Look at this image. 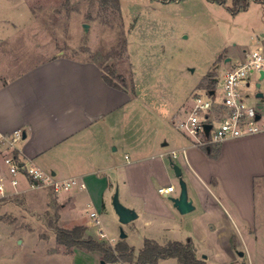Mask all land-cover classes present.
Returning a JSON list of instances; mask_svg holds the SVG:
<instances>
[{
  "label": "rangeland",
  "instance_id": "374dc122",
  "mask_svg": "<svg viewBox=\"0 0 264 264\" xmlns=\"http://www.w3.org/2000/svg\"><path fill=\"white\" fill-rule=\"evenodd\" d=\"M232 6L233 0H120L118 10L103 0H0V83L54 55L90 59L107 73L115 70L122 74L127 87L137 83L141 100L151 107V121L155 118L149 136L165 137L169 148L180 139L192 142L194 138L179 128V122L188 116L194 93L206 95L205 90L215 86L211 78L220 77L222 70L233 64L228 58L239 56L243 49L264 51V2L251 0L247 9L237 13L230 11ZM256 77L253 73L252 79ZM261 89L264 91V79ZM217 91L221 99L219 86ZM246 92L248 104L255 106L259 98L254 85ZM8 147L0 143V174L6 188L9 192L28 188L24 178L16 187L10 182L5 164V157L11 153ZM219 150L221 161L216 164L226 171L232 168L228 170L231 173L226 172L225 184L232 189L240 186V192L246 193L244 198L246 189L254 193L253 222L237 218L236 225H241L246 236L257 235L250 244L251 255H245L246 264H264V172L250 176L247 171L249 165L255 166L253 149L245 148L237 158L242 149L233 142ZM176 185L180 192L179 178ZM65 194L35 188L9 193L5 199L0 196V224L11 233L0 230V264H101L98 252L75 249L68 255L57 243L49 217L62 227L91 220L90 208L82 198L61 219L62 209L58 207ZM119 198L124 201L122 194ZM100 217L109 236L119 239L123 229L136 246V254L139 252L142 235H149L141 228L137 230L139 221L121 223L112 202L101 210ZM235 234L240 241L241 232L235 229ZM15 235H30L35 243L26 239L18 244ZM192 237L194 245L199 242ZM221 241L228 246L229 240ZM241 251L235 257H242Z\"/></svg>",
  "mask_w": 264,
  "mask_h": 264
},
{
  "label": "crops",
  "instance_id": "0c3cea01",
  "mask_svg": "<svg viewBox=\"0 0 264 264\" xmlns=\"http://www.w3.org/2000/svg\"><path fill=\"white\" fill-rule=\"evenodd\" d=\"M245 51L248 50L243 49L230 60L243 57ZM150 108L141 100L135 81L133 88L113 86L105 80L103 68L96 61L66 54L54 55L0 83V133L21 129L26 134L17 143L18 157L58 178L78 177L86 183V189L76 188L64 195L61 219L67 209L76 206L79 198L87 207L90 201L101 213L111 205L119 188V195L124 198L122 203L138 213L135 221H139V228L138 224L133 228L149 234L142 235L140 249L145 238L163 244L168 240H194V235L199 240L195 241L197 256L208 264H246L245 255H251L250 244L257 240V235L246 236L241 225L236 224L237 218L253 222L254 193L250 194L248 188L244 198L246 193L240 192V186L232 189L225 184L226 172L231 173L228 170L232 168L226 171L218 166L221 155L211 157L210 146L200 147L193 141L180 139L169 148L165 137L149 136L155 120L153 116L151 121ZM232 142L242 149L236 158L246 152L245 148L254 150L255 166L251 164L247 169L250 176L264 172V134L229 138L213 147ZM182 148L187 149V156L180 154L179 160L172 159L171 150ZM172 162L181 167L188 196L195 206L187 213H180L172 201L180 193L176 185L178 178L171 170ZM24 181L28 188L9 193L32 189L25 178ZM168 185H174L175 190L169 194L158 192L160 186ZM82 224L97 236L92 220ZM235 229L241 232L240 241ZM0 230L4 234L10 231L2 224ZM252 230L255 231H249ZM14 238L16 243L24 244L26 239L33 242L34 237L15 235ZM221 238L229 240L228 246L222 244ZM124 239L133 245L129 233ZM239 250H243V256L235 257ZM73 252L64 251L68 255ZM156 264L181 263L169 257Z\"/></svg>",
  "mask_w": 264,
  "mask_h": 264
},
{
  "label": "built area",
  "instance_id": "2783aa9c",
  "mask_svg": "<svg viewBox=\"0 0 264 264\" xmlns=\"http://www.w3.org/2000/svg\"><path fill=\"white\" fill-rule=\"evenodd\" d=\"M253 73L257 77L252 79ZM264 79V51L253 49L245 51V55L235 59L230 67L217 78L215 86L206 89V95L194 93L192 104L186 119L179 122V128L194 138L193 143L200 147L216 145L229 138L264 134V91L261 81ZM260 84L258 87L257 85ZM254 85L255 94L261 91L263 97L255 106L247 102L249 92ZM217 86L220 87L222 98L218 99ZM261 105V107H260ZM209 125V130L206 129ZM21 129L12 133H0V143L7 144L11 153L5 157L8 175L12 186L21 184L25 178L30 188H49L57 194L70 192L76 188L86 189V183L78 177L58 178L33 163L26 164L14 155L17 143L23 138ZM180 154L187 156V149H173L172 159H178ZM175 190L174 185L160 186V194H169ZM2 175L0 174V196L8 195ZM89 216L92 224L97 228V235L107 242L114 244L118 239L109 236L102 227V220L98 210L88 202ZM118 264V263H116Z\"/></svg>",
  "mask_w": 264,
  "mask_h": 264
},
{
  "label": "trees",
  "instance_id": "16d2710c",
  "mask_svg": "<svg viewBox=\"0 0 264 264\" xmlns=\"http://www.w3.org/2000/svg\"><path fill=\"white\" fill-rule=\"evenodd\" d=\"M103 1L104 3H111L116 9L120 10V0ZM217 1L225 3V0ZM250 2L251 0H233V6L230 8V11L232 13H237L240 10H245L249 7ZM113 76L120 79L123 84L115 81ZM103 77L113 86H126L125 77L120 73H116L115 70H111L109 73L103 70ZM216 80V77L211 78L210 82L212 85L216 83ZM210 147L209 154L215 157L218 156L220 148L213 147V145ZM14 155L18 157V152L15 151ZM2 198L5 199L4 196H2ZM58 208H62V205L59 204ZM56 216L58 217V213ZM48 224L55 233L57 243L64 246L66 251L70 252L75 249H83L89 252H98L101 255V259L105 260L106 263L156 264L160 259L174 257L177 258L181 264H208L205 259L197 256L192 239L187 241L168 240L162 244L155 239L145 238L142 248L136 254L135 247L130 245L126 239H118L114 244L106 240H99L88 232V227L86 225L77 224L71 228H66L55 224L53 217H49Z\"/></svg>",
  "mask_w": 264,
  "mask_h": 264
},
{
  "label": "water",
  "instance_id": "95a60500",
  "mask_svg": "<svg viewBox=\"0 0 264 264\" xmlns=\"http://www.w3.org/2000/svg\"><path fill=\"white\" fill-rule=\"evenodd\" d=\"M88 26L86 25V28ZM231 58H228V60H230ZM258 87L260 86V84L257 85ZM257 97H263V93L261 91H259L257 93ZM261 107V105H260ZM210 126L206 125V129L209 130ZM25 133L23 135V138L25 137ZM172 167L175 171V175L179 178V182H180V186H181V190L178 196L173 197L172 201L174 202V206L179 210L180 213H187L190 212L191 210H193L195 208L194 204H193V200L192 198H190L188 196V192H187V184L185 182V180L182 177V170L181 167L172 162ZM112 204L115 208L116 213L119 216V221L123 224L129 223L131 221H133L134 219H136L138 217V213L134 208H131L129 206H126L125 204H123L119 198V191L118 189L115 190L113 197H112ZM127 237V233L121 229V233H120V239L126 238ZM241 255H243L244 253L241 251L240 252ZM206 256L203 255V258H205ZM101 264H106L105 260H101Z\"/></svg>",
  "mask_w": 264,
  "mask_h": 264
}]
</instances>
